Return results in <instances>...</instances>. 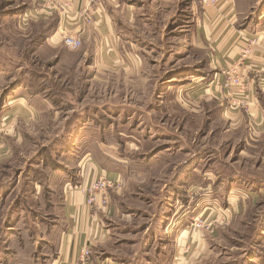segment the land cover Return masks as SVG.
<instances>
[{"label": "crops", "instance_id": "0c3cea01", "mask_svg": "<svg viewBox=\"0 0 264 264\" xmlns=\"http://www.w3.org/2000/svg\"><path fill=\"white\" fill-rule=\"evenodd\" d=\"M71 1L72 8L66 15L58 12L51 18L32 20L22 29L26 31L24 38L29 45L24 52L29 49L30 59L45 51L62 49L63 39L68 34H81V55L88 61V69H98L97 73L104 69L108 74L126 76L123 92L132 88L146 92L153 87L155 91L174 90L177 95L187 94L184 106L192 110L184 109L191 113H196V107H200L202 102L208 103L206 98L215 99L223 107L221 100L225 99L223 85L226 79L223 71L234 69L254 82L250 86L252 99L249 111L236 112L235 116H246L256 126L264 124L260 99V95L264 97V24L260 17L253 18L248 14L254 10L253 6L249 8L242 0H219L217 5L205 8L194 0H110L96 12L94 24L84 26L78 12L87 0ZM8 3L5 13L0 15V30L10 17H14V10L22 6L23 9L28 6L29 10L33 6L32 0L27 3L25 0H9ZM250 40L257 42L256 47L240 67V58ZM57 58L53 56V59ZM17 66L14 75L0 69V82L6 78L15 82V87L9 91L8 86L0 89V163L10 153L6 146L10 135L17 139L20 127L44 121L45 116L54 111L50 100L35 93L29 83L18 76L21 70L24 71V66ZM25 72L27 76L29 70ZM152 76L157 77L152 79ZM92 78L96 79L94 75ZM105 86L112 91L117 87L108 82ZM126 98L120 106L108 103L102 107L93 106L92 110L98 115L103 110L104 115L111 116L113 127L117 120L128 125L135 121V117H146L147 111L143 115L139 109L132 110ZM155 98L157 103L152 102L150 109L161 106L162 95ZM86 99L87 95L81 104ZM139 101L140 106L147 107L148 101ZM89 118L84 119L90 122L92 119ZM137 122L142 123L144 119L139 118ZM106 132L109 138L118 137V140L134 136L129 128L115 133L108 128ZM80 133L90 141L102 138L103 134L86 127ZM144 133L139 134V139L156 141L157 138H152L148 131L149 135L143 136ZM117 143L108 147L102 142L99 150L95 147L78 152L75 156L77 161L80 160L78 181L73 180L75 178L68 182L62 180L66 187L64 194L61 197L52 195L51 205L46 211L37 212L26 207L30 195L32 200L39 196L36 186L30 195L14 199L20 180L17 178L12 184L0 181V264H76L86 248L91 250L94 264H200L177 262L180 251L189 253L190 244L195 241H189L188 217L181 219L182 228L178 226L180 218L174 223L176 212L170 215L172 220L167 225L165 217L161 216V213L176 209L174 204L179 201V188L189 183V171L194 170V160L185 164L186 176H180L178 171L167 182L153 178L157 188L167 187L158 210L161 217L157 219L136 204L144 199L145 194L139 187L144 188L148 183L146 181L143 185L141 172L147 169L150 173L159 165L157 163L163 153L157 154L163 148H171L173 153H178L180 150L176 149L181 147L174 142V146L165 145L145 154L139 141V147L134 151L138 152L140 163L132 164L129 156L135 152L125 147L123 150L120 145L124 142ZM185 152L190 154L188 150ZM152 165L156 167H150ZM102 177L117 183V188L110 194L108 209L91 211L86 204L84 189ZM238 189H229L227 204L236 199L235 195L240 192ZM209 202L210 195H204L198 200V207ZM154 204L155 201H151L148 207ZM228 210H232L230 204ZM151 250H155V254L151 255ZM187 259L188 256L181 258L183 261Z\"/></svg>", "mask_w": 264, "mask_h": 264}, {"label": "rangeland", "instance_id": "374dc122", "mask_svg": "<svg viewBox=\"0 0 264 264\" xmlns=\"http://www.w3.org/2000/svg\"><path fill=\"white\" fill-rule=\"evenodd\" d=\"M8 1L0 0L1 13L9 5ZM241 2L246 3L249 8L253 6L254 10L248 11V14L253 18L260 17L264 24V0ZM23 7L14 10V17H10L0 30V69L8 75H14L17 65L24 66V71L21 70L22 73L18 76L23 77V81L26 84L28 82L35 93L50 100L54 111L47 114L44 121L20 127L17 139L14 140L12 135L8 138L6 146L10 153L0 163V181L12 184L17 178L20 180L13 198L30 195L36 186L39 196L32 200L30 195L26 207L37 212L46 211L51 205L52 195L61 197L64 194L66 187L62 180L68 182L70 178H75L73 180L78 181L80 160L75 159L76 154L83 149L85 152L90 148H102V142L108 147L118 145V141L124 142L120 145L122 149L125 147L135 152L140 141L145 154L165 145L174 146V142H177L181 147L176 149L180 150L178 153H173L171 148H163L157 154L163 153L160 155L162 159L157 163L159 165L150 166L156 167L150 173L147 169L141 172L143 185L146 181L148 183L144 188L139 187L145 194L142 201H137V206L158 219V210L167 187L157 188L153 178H161L167 182L178 171L180 176H186L185 164L194 160V170L189 171V183L179 188V201L174 204L176 209L161 213L166 219L165 224L172 220L170 215L175 212L176 219L188 217L189 241H195L190 244L189 253L180 251L177 262L264 264V124L256 126L246 116H235L236 112H247L249 109L231 110V103L226 99L221 100L224 103L221 107L212 97L211 100L206 98L208 103L202 102L200 107H196L197 112L191 113L186 109L191 111L192 108L184 106L187 104V94L177 95L174 90L155 91L153 87L146 92L133 88L129 92H123L122 85L126 86L127 77L122 74H108L104 69L100 73H97L98 69H88V61L81 55L82 47L78 51H70L63 44L60 50L45 51L30 59L29 49L24 52L28 45L24 38L26 31L19 25V16L28 10V6L25 9ZM22 10L24 12H20ZM55 55L59 59H53ZM26 69L29 70L27 76ZM233 73L234 69L223 71L225 82L229 78L228 74ZM40 75L44 78L40 79ZM93 75L95 80H92ZM238 75L242 76L239 73ZM154 77L157 76H152V79ZM107 82L117 85L115 91L110 87L106 88ZM6 86L8 91L12 86L15 87L13 79L6 78L0 82V89ZM86 95V101L81 104ZM159 95H162L161 106L150 109L152 102L157 103L155 96ZM124 98L131 104L132 110L139 109L143 115L147 111L146 117H135V121L128 125L117 120L113 127L111 116L104 115L103 110L99 115L92 110L93 106L102 107L108 103L120 106ZM260 99L264 109V97L260 95ZM139 100L148 101L147 107L140 106ZM87 117L93 122H87L84 119ZM139 118L144 119V122H137ZM85 127L99 135L103 133L102 138L90 141L88 137H83L80 130ZM108 128L113 133L118 130L127 131L129 128L135 137L121 140L118 137L109 138L106 135ZM143 131V136L148 131L152 138H157L156 141L139 139V134ZM171 137L173 140H170ZM186 150L192 155H188ZM136 153L138 152L129 156L132 164L140 163V156ZM135 177L140 178L138 174ZM232 187L239 188L240 192L236 191V199L229 203L232 206L229 211L227 194ZM204 195H210V202L198 207V200ZM151 201H155V204L148 207ZM180 225L184 227L182 220L178 226ZM150 254H155V250H151ZM187 256V261L181 260Z\"/></svg>", "mask_w": 264, "mask_h": 264}, {"label": "built area", "instance_id": "2783aa9c", "mask_svg": "<svg viewBox=\"0 0 264 264\" xmlns=\"http://www.w3.org/2000/svg\"><path fill=\"white\" fill-rule=\"evenodd\" d=\"M110 0H87L85 6L78 12V16L83 22L84 26L94 24V15L100 6ZM201 7H210L218 4L219 0H195ZM33 6L27 10L23 15L19 16V25L26 27L32 20L41 18H51L55 13H62L66 15L72 8L71 0H32ZM64 46L70 51H78L82 45L83 40L81 34H68L63 39ZM248 48L243 52L239 66L243 67L244 62L249 59L256 47V41L250 40L247 42ZM264 55V51H263ZM264 73V61L263 69ZM229 78L224 83L225 99L230 101L231 110L249 109L251 102V88L254 82L246 76L238 75V71H234L233 75L228 74ZM117 188V183L111 182L106 178H99L92 181L85 189L86 204L91 211H103L110 205L111 192ZM200 226V225H199ZM76 264H94L92 253L89 248H86Z\"/></svg>", "mask_w": 264, "mask_h": 264}, {"label": "trees", "instance_id": "16d2710c", "mask_svg": "<svg viewBox=\"0 0 264 264\" xmlns=\"http://www.w3.org/2000/svg\"><path fill=\"white\" fill-rule=\"evenodd\" d=\"M20 12H24V10H22V11H20ZM2 13H5V10H3V12H2ZM2 13H1V11H0V14H2Z\"/></svg>", "mask_w": 264, "mask_h": 264}]
</instances>
